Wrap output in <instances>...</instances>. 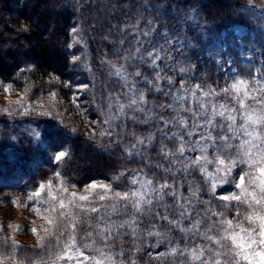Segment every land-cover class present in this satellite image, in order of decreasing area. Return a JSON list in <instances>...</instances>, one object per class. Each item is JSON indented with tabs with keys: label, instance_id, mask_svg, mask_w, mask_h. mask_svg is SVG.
<instances>
[{
	"label": "trees",
	"instance_id": "16d2710c",
	"mask_svg": "<svg viewBox=\"0 0 264 264\" xmlns=\"http://www.w3.org/2000/svg\"><path fill=\"white\" fill-rule=\"evenodd\" d=\"M261 7L264 0H0V82L27 92L31 104L50 98L60 102L62 109L67 107L66 115L57 111L41 114L45 113L42 107H33L31 114L0 113V193L31 194L49 182L56 188V179L67 186L83 187L114 178L126 169L141 168L149 178L155 173V179L167 178L171 182V177H164L159 169L151 167L167 164L157 154L159 134L143 159H130L124 151L135 137L157 131L154 120L145 123L142 114L136 113L135 120L126 116L121 118L123 121L118 119L122 125L115 126L114 119L110 121L113 136L101 135L110 127L105 123L110 120L108 111L116 114V98L121 103L127 101L111 65L119 67L125 63L124 57L134 50L137 31L148 30V21L157 27L148 39L175 29L173 32L184 31L196 42L204 30L220 32L235 23L250 28L257 26L255 21L263 24ZM190 12H195L203 24L200 36L194 34L187 19ZM176 17L183 20L176 21ZM134 23L138 24L137 31L133 30ZM121 40L125 41L123 45ZM253 49L264 59V39ZM145 68L142 67L143 72ZM206 69L201 68L196 84H205L210 75ZM249 74L244 70L241 75ZM81 85L87 87L80 89ZM138 87L147 88L143 81ZM147 98L150 108L171 99L153 91H147ZM132 115L128 111V116ZM61 150L68 155L56 162L54 156ZM175 182L182 187L183 196L190 195L188 185L192 184L201 189L202 200L213 202L209 185L198 171L192 170L190 175L176 172ZM166 200L171 202L172 198ZM31 203L43 208L36 200ZM112 219L118 224L122 217ZM149 231H159L161 235L150 236ZM120 233L112 246L127 264H181L183 260L169 256L167 247L174 243V230L161 220L142 217L135 237L128 234L127 228ZM178 238L184 239L182 234ZM146 243L154 247L150 249ZM181 245L185 246V242ZM43 251L23 246L18 252L31 258Z\"/></svg>",
	"mask_w": 264,
	"mask_h": 264
},
{
	"label": "snow or ice",
	"instance_id": "6c2138e0",
	"mask_svg": "<svg viewBox=\"0 0 264 264\" xmlns=\"http://www.w3.org/2000/svg\"><path fill=\"white\" fill-rule=\"evenodd\" d=\"M147 23L148 30H134L137 31L134 51L124 57L125 63L119 67L111 65L112 74L125 89L127 103L119 102L117 97L116 114L105 121L110 127L101 135L113 136L110 121L127 116L125 109L133 113L128 119L135 120L136 113H141L143 122L154 120L157 131L146 137H135L124 151L130 159H143L159 134L157 154L167 164L156 163L151 167L172 180L155 179V173L149 178L141 168L126 169L114 177V180L126 178L119 190L111 183L91 182L85 186L88 194L84 195L69 192V187L76 186L62 182L53 193L51 182L47 189L41 184L28 197L30 203L36 200L37 204L44 205L43 213L39 207L35 210L49 225L44 229L48 235L40 237L37 247L44 249L52 264L60 261L115 264L106 249L119 237L120 230L130 229L128 234L135 237L141 218L150 217L204 241L184 248L173 247L169 254L183 257L181 264H264V70L257 69L256 74L249 75L236 73L230 83L219 88L202 84L188 86L183 80L177 88L166 71L173 61L172 49L153 45L149 50L139 38L149 37L155 30L151 27L152 21ZM124 42L120 41L122 45ZM165 44L170 45L172 41L166 39ZM142 66L151 69V75L144 73ZM129 67L134 70L129 71ZM186 71L184 67L179 68L181 73ZM139 81L147 88H139ZM162 82L167 83V88ZM79 87L83 89L87 85ZM147 91L171 99L150 108ZM21 114H27V110ZM194 136L197 138L192 139ZM186 153L198 155L193 157ZM67 155L66 150H61L54 160L60 162ZM238 168L240 171L233 175ZM192 170L205 178L213 196L222 184L231 183L238 191L219 196L222 203L213 205L200 198L199 187L189 184L190 195L185 197L178 191L176 172L190 175ZM45 192L47 195L37 200ZM166 197H171V202ZM229 211L233 213L231 218L226 215ZM114 216L122 217L118 224L112 219ZM185 220L190 224L184 225ZM152 228H156V224H152ZM31 231L36 233L37 229ZM148 235L161 233L149 231ZM0 244L9 245L11 249L7 254L0 253V264L5 259L16 258L15 252L20 246L14 240L0 237ZM84 249L97 255L88 256ZM25 260L27 264H47L44 257L39 262L24 258L21 264Z\"/></svg>",
	"mask_w": 264,
	"mask_h": 264
},
{
	"label": "rangeland",
	"instance_id": "374dc122",
	"mask_svg": "<svg viewBox=\"0 0 264 264\" xmlns=\"http://www.w3.org/2000/svg\"><path fill=\"white\" fill-rule=\"evenodd\" d=\"M263 14H264V7ZM264 16V15H263ZM188 21L192 23L193 32L196 36H200V31L203 30V24L199 20V17L195 12H190L189 16H187ZM183 20L181 17H176V21ZM257 25L255 28H250L246 25L235 23L229 28L222 30L220 32H209L204 30L202 32V36L198 38L196 42H192L190 38H188L182 32H173V31L161 32V35H158L154 40L148 39L145 37L143 41L144 47L146 49H151L153 45L156 47H160L163 45L166 48H171V55L173 57V61L170 64V68L166 69L168 75H171L176 82V87H180V81L183 80L188 86H192L196 84V82L200 79V72L202 67H206L210 75H208L205 80V84L210 85L212 87H223L226 84L230 83L231 80L235 77L236 73L244 74V70H248L250 74H256L257 69L264 70V59L263 57H259L253 49L254 44L257 42H261L264 39V23L259 24L258 21H255ZM136 30L138 24L133 25ZM152 28L157 30V27L154 25ZM173 29V28H172ZM184 29V28H183ZM144 30V29H142ZM132 32V30H131ZM142 32V31H141ZM167 33V36L164 34ZM171 40L172 44H165V40ZM187 43V44H186ZM186 45V46H185ZM134 51V50H133ZM231 61V63H229ZM143 67V66H142ZM184 67L187 69L185 73L179 72V68ZM209 67V68H208ZM151 69L145 68L144 73L151 75ZM209 80V83L208 81ZM166 85V86H165ZM162 86L167 88V83L162 82ZM7 89V91H5ZM27 92H22L16 89H13L11 85H5L0 82V113H19L27 110V114H31L33 111V107L38 110V107H42L47 112L57 111L62 115H66L67 107L64 109L61 108L60 102L55 99L52 101L47 100L44 103H30L29 98L27 97ZM29 101V102H28ZM117 101V98H116ZM119 102L121 100L119 99ZM122 103H127V101ZM117 105V104H116ZM41 109V108H40ZM65 110V111H64ZM128 116V111L125 109ZM19 113V114H21ZM109 117L111 118L115 113L108 111ZM126 119V116L121 115L118 119L121 120ZM118 119L114 120L115 126L122 125ZM123 121V120H121ZM197 137H193L192 139H196ZM189 156H196L198 153H186ZM209 171H211V166H209ZM240 169H236L233 175L239 172ZM125 177H122L120 180H114L113 178L109 180H98L93 181L97 183H111L114 188L118 190L123 187ZM62 181L60 179L55 180V186L58 188ZM64 183V182H63ZM49 184V183H48ZM48 184H45L46 189ZM65 184V183H64ZM66 185V184H65ZM88 185V184H87ZM67 186V185H66ZM86 186V185H85ZM83 187H69V192L76 191L78 194L87 195L84 191ZM56 188L52 185L53 193L56 192ZM179 184L178 191L181 193ZM238 191L233 184H222L217 187L215 190V196L212 199L213 202H210L213 205H219L222 203L218 197L221 195H226L230 192ZM210 195L212 192L208 191ZM29 194L28 192H4L0 193V237L8 239L10 241L14 240L17 245L20 247L16 249L15 259H5V262H10L12 264H21V260L24 259L18 251L21 247L25 246L26 248H40L37 247L38 241L40 237H46L48 234L44 231L45 228L49 227L46 219H42L41 216L35 210L36 206L29 202ZM47 195V192L43 194L40 199H43ZM186 195L185 197H187ZM44 208V205H43ZM43 208H40V212L43 213ZM226 215L231 218L233 213L231 211L226 212ZM190 221L185 220L184 225H189ZM20 231H17V229ZM37 229L36 233H33L31 229ZM170 229L174 230V234L172 235L174 238V243L170 244L167 249L169 253L173 247L177 245L180 248H184L186 245L191 246L196 243H203L204 241L196 235L189 236L186 233H181L175 228ZM177 230V232H175ZM182 234L184 239L178 238L179 234ZM181 242H185V246L181 245ZM147 247L152 249L154 246H149L146 243ZM11 251L9 245L0 244V253H9ZM85 254L88 256H95L97 253L94 251L84 249ZM109 251L115 259V264H127L122 256H119V251L115 246H111L106 249ZM44 252V251H43ZM168 254V253H164ZM35 259V257H37ZM172 259H175L177 256L170 255ZM35 257H31L34 261L39 262L41 257H44L47 260V264H52V259L45 256V253L41 255H36ZM163 258V257H162ZM82 259V258H81ZM24 264H27L24 261ZM59 264H69L67 261H60ZM71 264H76L75 261H72ZM91 264V262H89Z\"/></svg>",
	"mask_w": 264,
	"mask_h": 264
}]
</instances>
